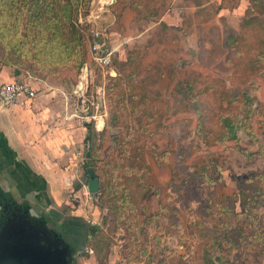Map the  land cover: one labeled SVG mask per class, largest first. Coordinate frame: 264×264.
Returning <instances> with one entry per match:
<instances>
[{"label": "trees", "instance_id": "16d2710c", "mask_svg": "<svg viewBox=\"0 0 264 264\" xmlns=\"http://www.w3.org/2000/svg\"><path fill=\"white\" fill-rule=\"evenodd\" d=\"M92 1L0 0V71L10 67L15 76L24 75L71 93L79 70L90 62L91 35L88 27L81 30L77 18L81 11L88 14ZM126 1L131 5L138 3L117 0V10L121 11ZM185 1L199 7L206 3V0ZM162 5V0L149 2L148 10L156 9L148 15L155 16ZM258 8H264V0H251L239 31L226 26L222 31L218 27L200 30L198 50L190 53L196 61H183L178 52H165L160 64L169 75L171 90L176 93L167 99L146 92L151 76L158 71L147 70L145 62L150 57V47L142 55L139 51L133 52L127 62L112 55L117 75L104 79L100 76L104 88L105 127L98 133L93 123L87 125L86 154L89 153V157L84 155L83 168L86 181L87 169H93L99 182L100 203L109 201L116 226L126 229L125 257L130 264H152L150 259L141 260L147 252L144 244L148 229L171 212L162 208L157 215L146 216L133 205L123 177L135 173L147 187L151 173L149 167L142 165L138 169L132 163L134 151L138 156L150 154L157 168L170 171L173 189L182 193L183 208L191 201L202 200L201 214L217 220L212 231H208L212 233L213 245L264 248V214L260 212L264 207V167L236 180L231 196L220 194L226 185L225 154L231 148L228 144L238 143L237 130L253 138L251 126L258 124L259 128H264V108L257 103L255 110L252 109L254 100L258 102L263 98L262 93L256 92L260 82L257 86L251 84L231 90L220 78V70H224L232 74L233 80L244 84L264 74V14ZM215 15L211 7H206L195 14L194 20L197 24L207 23ZM182 20L179 29L162 25L161 30L184 32L191 27V21L187 14H182ZM136 60L140 61L139 65L135 64ZM133 61L134 67L131 66ZM212 71H217L219 76ZM239 111L244 113L242 121L237 120ZM252 115L257 119L255 124L249 125ZM174 130L182 135L176 136L173 145L170 143L160 150L155 137ZM138 132L144 136L143 145L135 138ZM201 145L204 150L200 149ZM47 204L55 205L50 197ZM232 220L235 222L231 228ZM85 230L86 237L95 238L96 256L101 263L106 262L108 246L103 236L96 227L86 223ZM206 234H200V238H208ZM157 239L154 237V241ZM207 252L209 250L204 248V253ZM80 256H86L85 252Z\"/></svg>", "mask_w": 264, "mask_h": 264}, {"label": "crops", "instance_id": "0c3cea01", "mask_svg": "<svg viewBox=\"0 0 264 264\" xmlns=\"http://www.w3.org/2000/svg\"><path fill=\"white\" fill-rule=\"evenodd\" d=\"M135 1L139 4L131 5L126 1L123 9L119 11L116 8L117 0H94L90 9L100 14L96 26L106 32L108 44L113 51L112 55H117L122 62H127L133 52L139 51L142 55L145 49L150 47V57L145 64L147 70L158 71L151 76V82L146 92L167 99L176 93L171 90L169 75L160 64V61L164 59L165 52H178V57L181 60L196 61L190 53L198 50L200 30L207 31L211 27H218L222 31L226 26L233 31H239L241 21L251 0H206V3L201 7L192 1L162 0L163 5L155 16L148 15L149 11L153 12L156 9L148 10L150 8L148 3L153 0ZM206 7H211L215 11V17L207 23L197 24L194 20L195 14ZM258 9L262 10L264 14V8ZM182 14H187L190 17L191 27L189 29L184 32L161 30L162 25L167 28H181L183 25ZM184 27H186V23ZM134 63V61L131 62V66ZM135 64L139 65L140 61L136 60ZM212 72L219 76L218 72ZM116 75L117 70L111 65V68L107 69L105 73L103 72L101 77L104 79ZM228 75L229 78H232L231 73ZM23 77L24 75L15 76L12 68L3 67L0 71V84ZM93 80L91 77L92 83ZM32 86L38 93L36 99L27 109H0V131L6 137L12 156L17 163L30 176L37 178L38 184L41 186L40 190L48 191L50 196L56 199L76 183L73 178V170L80 163L79 158L82 151L79 149V143L81 142L84 147H87V125L93 123L95 131L98 133L105 127L106 113L101 96L103 86L89 87L87 90L89 97L90 92L93 91L92 96L94 95L95 101L90 103L95 104L94 108L87 106L83 100L80 103H75L74 91L76 87L71 93H67L64 89L52 88L35 80L32 81ZM160 140L164 143L165 137ZM154 141L158 144L156 138ZM133 156V164H137L138 167L144 165L151 169V180L147 185L153 191L146 196L147 189L140 187L135 178L127 180V188L133 197L134 204L138 207L146 206V212L154 215L158 212L159 204L166 205L170 202L169 199H166L169 174L167 175L166 170H162L163 173L157 170L150 154L142 153L138 156L135 152ZM128 181L129 183L133 182L129 185ZM163 233L165 232L163 231ZM161 245L165 249L166 245L163 242Z\"/></svg>", "mask_w": 264, "mask_h": 264}, {"label": "rangeland", "instance_id": "374dc122", "mask_svg": "<svg viewBox=\"0 0 264 264\" xmlns=\"http://www.w3.org/2000/svg\"><path fill=\"white\" fill-rule=\"evenodd\" d=\"M93 1L91 2L90 7ZM77 24L81 30L88 27L89 34L91 35V30H93V27L87 24V14L84 15L81 11V14H79L77 18ZM84 67H88L90 75L94 79L93 83L90 84V88L99 87L101 85L103 86L100 76H102L103 72L105 73V71L96 66L90 58V62L85 63L79 70L74 88L79 86L80 83H82L81 86L87 87V73L85 72ZM220 72L221 80H224L226 88L231 90L233 88L247 87L251 84H254L253 86H257V84L260 82V86L256 92L258 95L262 92L263 98L258 102L254 100L252 109L256 107L257 103L264 108V74L257 75L256 80L250 79L245 81L244 84H240L238 81L233 80V78H229L228 73H226L224 70H220ZM92 94L93 91L92 93L90 92V97L86 96V100L88 98L90 102H94L95 97L94 95L92 96ZM101 94L102 100L104 102V88ZM74 97L75 103H80V101L83 100V98L78 97V95ZM243 115L244 113L239 111L237 120L242 121ZM256 119L257 116L252 115L249 125L255 124ZM237 124L239 127V123ZM255 125L258 127V124ZM255 125L251 126V131L255 135L253 138L252 136L249 137L243 130L238 129V143L234 145L231 143L228 144V146H231V148L225 154V166L227 169L223 173L226 185L224 188H222V190H220L221 195L231 196L230 194L233 193L236 180L240 179L243 175L251 176L260 168L264 167V128H254ZM180 135H182V132L179 130L159 134L155 137L158 142L156 145L160 150H163L170 143L173 145L176 141V136L178 137ZM163 137H165L164 143L160 142L162 141L160 138L163 139ZM167 140L169 141L167 142ZM97 144L100 145L101 141H97ZM141 144L143 145L144 143ZM235 145H238L242 151L236 149ZM79 146L80 151H82L79 158L81 163L83 162L84 155L86 154V147H84L81 142L79 143ZM83 147L85 148V151ZM200 149L204 150L205 147L201 145ZM217 150L220 151V147H217ZM98 151L102 153L100 149ZM133 153L135 154V151ZM247 155H250L251 157L248 158ZM132 161H134V159ZM80 163H78L75 170H73V178L76 180L74 186L72 185L70 189L62 192V194L56 199L50 196V194L48 195V191L46 192L45 190H41V200L45 205H47L48 210L54 212L56 217H62L59 215L67 214L76 218H80L86 224L96 227L98 233L103 236L104 243H106L108 246V255H106L107 263L104 261L101 263L99 258L96 256L94 242L95 238L93 236H89L85 238L86 249L90 250L91 253L87 254L86 251V256L78 257L75 264H123V262L124 264H130L127 262L125 257L127 232L123 226H116L114 220L112 219L109 210L111 203L106 201L104 204H101L98 196L99 194L97 193L92 194V205L87 207V204H85L84 199L88 193V180L86 181L83 164ZM134 165L137 166V164ZM139 168L141 167H138V169ZM157 170H160L161 173H163L162 170H166L167 175L169 174L166 199H169L170 202L166 205L159 204L160 206L158 212L154 215H157L162 208H168L171 212L170 215L161 217V220L157 219L156 226L149 227L147 239L144 244V248L147 252L146 255L142 256V261H147L150 259L149 261L152 262V264H220V262H223L224 264H264V248L262 249L259 246L254 245L251 247L248 246L235 249V247H219L217 245H213L211 243V238H213L212 233H209L208 231H212L211 229L217 220L213 219L212 217H204L201 214L202 209L204 208V203L202 200L191 201L185 208H183L180 203V200L182 199V193L176 192L173 189L174 187L171 183L170 171L167 168H157ZM134 178L137 180L140 187L147 189L146 196L153 191L149 185H145L147 187H144L135 173L127 174L123 177V184L127 189L131 201L136 208L140 210L142 209L146 216H152V214H148L146 212V206L142 205L138 207L133 202V197L127 188L126 182L127 180ZM150 178L151 173L147 179V183L151 180ZM132 182L133 181L129 183L128 181L129 185H131ZM155 191L157 192V190ZM155 195L158 196V194ZM49 197L51 202L53 201L55 205L47 204V198ZM260 212L261 214H264V207L260 209ZM168 216H170V218H168ZM163 219H165V221H163ZM234 222V220L231 221V228L234 226ZM163 231L165 233H163ZM203 233H207L206 235H208V238L202 240V238H200V234L203 235ZM100 235L98 236L97 240H99ZM154 237L158 238L155 240L156 243L154 241ZM164 241H166V244ZM161 242L166 245L165 249L162 247ZM118 243H121L120 247H118ZM204 248L209 250V252H207L208 254L204 253Z\"/></svg>", "mask_w": 264, "mask_h": 264}, {"label": "water", "instance_id": "95a60500", "mask_svg": "<svg viewBox=\"0 0 264 264\" xmlns=\"http://www.w3.org/2000/svg\"><path fill=\"white\" fill-rule=\"evenodd\" d=\"M135 138L144 141L141 132ZM87 175L89 193L97 194L93 169ZM41 196L37 178L13 158L0 131V264H75L81 232L61 222Z\"/></svg>", "mask_w": 264, "mask_h": 264}, {"label": "built area", "instance_id": "2783aa9c", "mask_svg": "<svg viewBox=\"0 0 264 264\" xmlns=\"http://www.w3.org/2000/svg\"><path fill=\"white\" fill-rule=\"evenodd\" d=\"M100 19V14L95 13L89 10L87 14V24L91 25L93 30H91V47H90V58L91 61L105 72L107 69L111 68L112 65V54L113 51L108 44V38L105 31L101 30L96 23ZM85 72L87 73V87L79 86L76 87L74 95L83 98V101H87V106L91 105L95 107V104H91L90 101L86 100L88 97L87 90L90 87L91 75L88 70V67H84ZM109 75V74H108ZM87 93V95H86ZM37 97V93L32 86V80L30 77H23L20 79H15L13 81L3 83L0 85V108L11 110V109H26ZM82 101V100H81ZM98 109V106H96ZM85 204L87 207L92 205L93 195L87 193L85 196ZM91 203V204H90ZM104 215V214H103ZM166 244V241H164ZM121 243H118L120 247ZM91 253L90 250L85 249V253ZM124 264V262H123Z\"/></svg>", "mask_w": 264, "mask_h": 264}, {"label": "flooded vegetation", "instance_id": "af4514ba", "mask_svg": "<svg viewBox=\"0 0 264 264\" xmlns=\"http://www.w3.org/2000/svg\"><path fill=\"white\" fill-rule=\"evenodd\" d=\"M59 216H62V217H58L61 222H64L68 226L75 227L78 230H80V232H81V237H80V240H79V247H78L77 252H76V258H75V262H76V259L78 257H80V255L82 253H84L85 249H86L85 223L80 218H76V217H73V216H70V215H67V214H63V215H59Z\"/></svg>", "mask_w": 264, "mask_h": 264}]
</instances>
